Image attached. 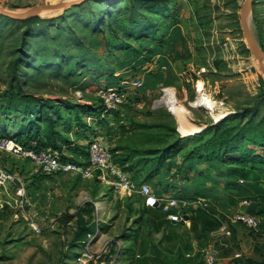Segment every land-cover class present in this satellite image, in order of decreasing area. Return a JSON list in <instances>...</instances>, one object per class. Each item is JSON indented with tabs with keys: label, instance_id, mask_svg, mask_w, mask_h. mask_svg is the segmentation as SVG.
I'll list each match as a JSON object with an SVG mask.
<instances>
[{
	"label": "rangeland",
	"instance_id": "1",
	"mask_svg": "<svg viewBox=\"0 0 264 264\" xmlns=\"http://www.w3.org/2000/svg\"><path fill=\"white\" fill-rule=\"evenodd\" d=\"M60 1L71 0H0V4L9 10L24 11L36 4ZM156 1L143 2L141 6L144 16L151 17L153 22L142 19L133 25L132 32L138 31L140 27L152 29L141 39L125 31L130 27L127 17L132 14L129 0H88L68 9L42 10L39 16L47 20L32 23L33 31L28 34L25 33L27 23L0 14V135H17L22 131L28 133L27 126L33 120H38L43 126L40 114L46 110H56L51 105L45 107L44 103L54 99L60 102L62 115L70 118L61 124V131L66 138L61 140L63 149L70 155H75L74 149L82 148L89 152L94 136L102 137L109 150L115 146L137 147L146 144V136L156 137L166 133L167 138L171 139L174 133L167 129L166 125H169L176 127L178 135L183 138L175 148L180 149L177 159L181 161V155L193 145L197 136L183 135L178 128L180 122L175 111L164 102L169 87H173L177 104L188 113L191 122L218 123L213 119V110L199 103V95L206 93L216 101L218 108L227 111L223 117L225 119L229 115L224 120L225 124L233 126L239 121L244 123L245 119L253 115L254 126L262 133L264 58L251 50L245 38L240 19L245 0ZM108 6L114 12L112 20L115 32L110 27L111 22H105ZM249 12L250 27L264 48V0H257ZM99 24L103 28H99ZM174 25L181 26L186 42L185 45L179 40L176 42L179 51L186 55L176 60L167 59L164 66L176 75V85L152 89L136 84L138 79L143 80L145 73L160 69L162 55L169 54L167 46H163L160 52L138 68H134L133 64L115 67L118 63L116 57L125 56L121 48L115 47L119 42L129 43L132 45L130 49H138L145 54L153 51L157 44L168 41ZM143 41H149L150 45L143 46ZM104 86H116L127 94V100L123 102L125 104L117 109V113L106 116L90 109L101 103L97 90ZM7 90L33 94L41 101L40 105L29 114L20 105L6 110L1 105L9 103L4 98ZM257 103L258 110L255 111ZM245 110L244 119L233 117ZM237 112L240 113L235 114ZM76 115L80 116V122L74 120ZM101 118L108 120L101 122ZM84 122L87 127L82 128ZM254 139L246 136L243 142L248 141L249 147L264 156V148L254 143ZM235 155L240 153L234 152L230 157ZM0 166L16 172L26 192L22 206L0 207V263L6 260L5 264H45L68 258L71 264H89L88 261L91 259V263L95 257L90 253L87 260H79L78 257L86 253L83 250L80 254L81 246L85 248L96 241L98 248L93 251L101 254V258L112 236L116 238L144 216L140 206L134 205L131 211L129 203L120 200L127 195L116 196L107 186L106 192L102 193L117 200L101 197L103 202H97L100 194L97 193V188L100 190L97 176L77 179V175L45 174L29 159L6 151H0ZM199 166L200 169L204 167ZM175 169L174 165L173 171ZM185 171L186 177L197 175L196 170ZM221 172L227 175L228 170L223 167ZM143 177H146V173ZM176 177L166 176L163 179L174 181ZM218 181L219 188L213 196V204L221 207L227 218H230L227 221L232 230L234 221L231 218L242 209L241 202L253 199L261 192L253 190L247 180L233 181L230 190L222 188L228 181L224 178ZM260 181L264 184V176ZM148 183L153 188H159L161 178L152 176ZM19 186V181L7 182L6 186L0 188V199L8 197V193L13 194ZM176 189L181 190V187ZM195 195L205 198L203 193L195 192ZM35 223L41 228V236L35 239V246H32L34 242L20 241L26 237V233H30ZM97 223H104L108 236L98 241V233H92L91 240L89 236L83 239L84 243L76 240L81 226L97 228ZM242 224L248 233L255 230ZM68 244L74 248L69 252L66 250ZM30 247H35V250L31 252ZM35 257L38 262H33Z\"/></svg>",
	"mask_w": 264,
	"mask_h": 264
},
{
	"label": "trees",
	"instance_id": "2",
	"mask_svg": "<svg viewBox=\"0 0 264 264\" xmlns=\"http://www.w3.org/2000/svg\"><path fill=\"white\" fill-rule=\"evenodd\" d=\"M88 1V0H86ZM84 1V2H86ZM97 1H107L108 0H97ZM132 5V14L127 17L130 21V27L126 28V32L135 36L136 39H141L145 36L150 29L149 27H140L138 31L132 32L133 25H137L138 22L142 19H147L153 22L151 17L144 16L141 6L143 2H149L153 0H129ZM254 1V5L256 4ZM157 3H164L163 0H157ZM79 5V4H78ZM253 5V6H254ZM127 7L125 11L128 9ZM109 10L108 14L105 17V22H111V29L115 32V27L113 25V16L114 12L110 6L107 8ZM2 15V14H1ZM5 16V15H2ZM6 17V16H5ZM8 17V16H7ZM9 18V17H8ZM14 19V18H12ZM27 23L25 33L28 34L33 31L32 23L35 21H44L46 18L40 17L39 15H34L26 19H15ZM102 23H104V18ZM101 23V24H102ZM99 24V28H103ZM170 27V26H169ZM169 40L165 43H160L155 46L153 51H148L143 54V51L138 49H130L132 47L129 43H118L115 47L121 48L124 52V58H118V63L116 68H123L130 64L134 65V68L140 67L142 64L146 63L150 57L154 56L162 50L163 46H167L169 49V54L162 55L161 58V67L156 72H147L144 74L143 83L144 88L155 89L158 86H174L177 84L176 75L167 67H164L167 59H178L186 54H183L179 51L177 47V40L185 45V41L182 35V28L180 25H174L169 34ZM156 37V36H155ZM141 44L145 47L150 45L149 41H143ZM264 97V96H263ZM4 98L9 103H2L1 107L9 110L15 109L19 105L24 107V111L29 114L30 111L36 109L40 105V100L33 94H21L14 93L10 90H7ZM45 107L48 105L54 106L56 110L50 112L49 110L40 114L41 120H43L44 125L41 126L38 123V120H33L29 124L27 132L22 131L17 135H6L15 138L16 140L23 143L26 147H32L34 149H52V150H63V143L61 140H65V136L61 131V124L66 123L70 120L67 115H62L60 109V102L54 99H48L44 103ZM258 104L255 105V111L258 110ZM90 109H93L95 112L102 114L104 110V103L101 99V103L91 106ZM117 110H114L113 113ZM237 112L235 114H239ZM246 110L242 111L237 117L240 120L246 117ZM112 114V113H111ZM229 115L225 117L227 119ZM231 117V118H233ZM102 119V118H101ZM223 119V118H222ZM225 119L218 121L216 124H209L205 129L196 132L192 135H196L195 142L189 147L186 153L181 155V161H178L177 152L179 148H175L182 142L183 138L178 135L176 127L169 126L167 129L174 133L171 139L167 138V134L158 135L156 137L146 136L144 142L146 144H141L137 147H125V146H115L111 150L113 154V160L130 173V175L137 181L149 182L152 179V176H160L161 183L159 186L155 187L154 190L158 193H162L163 190H168L173 188L178 182H181L183 188L181 192H177V197L181 198H195V194H191L192 191L197 193H203L205 196L211 197L214 199V194L216 189L219 188V178H224L225 181H228V184H224L223 189H232V182L236 180L245 181L247 180L248 184L253 187V190L256 192H261L259 196H255L254 200L261 201V204L257 208V216L261 218V223L258 229V232L264 234V184L260 179L264 176L263 170H259L260 167L264 166V156L260 155L248 146V141L243 142V138L248 136L249 138H255L254 143L260 144L264 148V131L262 133L258 131L254 126V118L251 115L249 118L243 121L244 123L236 122L235 125L231 126L225 124ZM74 120L80 122V116L76 115ZM108 118H104L101 122L107 121ZM256 125V124H255ZM87 127V123L84 122L83 127ZM69 128V126L67 127ZM213 130V131H212ZM32 132H36L32 134ZM211 132V133H210ZM254 139V140H255ZM87 150V149H86ZM174 150V151H173ZM73 151V150H72ZM75 155L69 154V158L75 162L81 163L84 160H87L89 157V152L81 149H74ZM234 152H239L240 155L233 156ZM81 153V154H80ZM232 154V155H230ZM230 155V156H229ZM170 157V159H168ZM230 157L231 159H229ZM175 165L176 169L173 171V166ZM199 165L204 167L200 169ZM164 166L166 168H164ZM225 167L228 170L227 175L222 171V168ZM192 169L197 171V175L186 177L185 170ZM12 171V170H10ZM146 177H143V174ZM47 174V173H45ZM176 177L174 181H167L163 178L166 176ZM222 176V177H221ZM77 179L80 178V175L76 176ZM97 182L99 180L97 179ZM99 189L101 188L100 183H98ZM210 186V187H209ZM214 186V188H213ZM100 190L97 188V193ZM212 211L211 209H209ZM132 211V209H131ZM145 211V210H143ZM219 221V220H217ZM82 223V221H81ZM153 222H150V225ZM105 228L103 223H97V228ZM94 226L83 227L81 226L80 232L77 234L76 240H83L88 236V233L95 232L97 229ZM203 258V257H202ZM264 264V261H263Z\"/></svg>",
	"mask_w": 264,
	"mask_h": 264
},
{
	"label": "crops",
	"instance_id": "3",
	"mask_svg": "<svg viewBox=\"0 0 264 264\" xmlns=\"http://www.w3.org/2000/svg\"><path fill=\"white\" fill-rule=\"evenodd\" d=\"M193 123L195 125L204 124V126L210 124L208 121ZM175 186L176 188L181 187V190L183 188L181 182H178ZM176 188L163 190L159 194L163 197L179 198L177 192L180 193L181 190ZM104 190L105 187L101 186L97 202H103V200H100L101 197L102 199L104 197L111 199L109 195L102 193L106 192ZM195 192L192 191L191 194H195ZM196 197H181L180 200L178 199L179 204L171 207L168 211L163 209V202L157 203L155 206H145L143 197L134 192L124 198H119L123 203H129L132 210H134V205H138L145 210H142L144 213L142 219H138L137 224L129 226L116 238L112 236V239L106 244V249L101 258V254L94 253L98 248L96 241L88 247L81 246L80 254L83 250H86L95 257V260L91 263V259L88 261L89 264H205L202 258V249L209 244L214 245L217 243L219 264H230L231 262L263 264L264 234L255 230L248 233L243 228L242 222H233L232 235L222 239V222L230 218H227L221 207L215 206L213 200L208 196H205V198L199 197V199H196ZM114 199L117 200L113 197L110 201ZM252 200L250 199V201ZM210 205L214 206L217 212L210 211ZM241 206V210L246 211L247 205L244 204V201L241 202ZM171 212L180 213L182 219L172 220L169 217ZM151 221L153 223L150 225ZM30 229V233H26V237L21 238L20 241H31L30 244L34 242L32 246H35V241L41 236V231L36 232L32 228ZM104 229L98 226L96 238L98 241L108 236ZM100 230L104 233L99 232ZM78 241L84 243L83 240ZM78 245L80 246V244ZM71 249L74 248H70L68 244L67 252ZM30 250L31 252L34 251L35 247H30ZM236 253H240V255L236 256ZM5 261L2 260L0 264H5ZM34 261L38 262V258L35 257ZM45 264L71 263L68 258L63 260L60 258L53 263Z\"/></svg>",
	"mask_w": 264,
	"mask_h": 264
},
{
	"label": "built area",
	"instance_id": "4",
	"mask_svg": "<svg viewBox=\"0 0 264 264\" xmlns=\"http://www.w3.org/2000/svg\"><path fill=\"white\" fill-rule=\"evenodd\" d=\"M143 83L142 79H138L136 84L139 86ZM97 94L104 103L102 116L111 115L114 110L122 106L126 92L116 86H104L97 90ZM0 151H6L24 159H29L36 167L48 174H66L80 175L82 178H91L97 176L100 184L106 188L110 187L116 196L124 197L131 193L139 194L143 197L145 206H155L157 203L163 202V209L168 211L171 207L177 206L179 200L176 197H163L157 193L148 182L135 180L123 166L113 160V154L108 149L107 143L102 137L94 136L90 143L89 157L81 163L75 162L69 158V154L63 150L52 149H34L26 147L23 143L13 137L0 135ZM21 183V186L13 193H8V197L0 199V207L6 205L22 206L25 202V186L21 182L19 175L10 170H6L0 166V188L6 186L7 182ZM251 201L244 200V204L248 205ZM96 203V201H94ZM172 220L182 219L180 213L171 212L169 216ZM232 221L242 222L255 230L259 229L261 218L257 215L249 214L247 211H239L235 213ZM222 238L232 235L231 225L225 220L222 222ZM34 231L40 232L41 228L35 223L31 227ZM97 231V230H96ZM92 233H97V232ZM92 233H88L90 236ZM91 240V239H90ZM90 253L86 252L78 259H86ZM240 253H236L239 256ZM202 257L205 264H219V253L216 245H207L202 249ZM87 260V259H86Z\"/></svg>",
	"mask_w": 264,
	"mask_h": 264
},
{
	"label": "water",
	"instance_id": "5",
	"mask_svg": "<svg viewBox=\"0 0 264 264\" xmlns=\"http://www.w3.org/2000/svg\"><path fill=\"white\" fill-rule=\"evenodd\" d=\"M86 0H71V1H60L56 3H40L36 4L24 11H13L4 8L0 4V14L14 18V19H26L28 17L34 16V15H39L42 10L45 9H68L70 7H73L75 5L81 4ZM255 0H245L241 12H240V19H241V24L244 30L245 38L247 40V43L251 50L258 56H262L264 58V48L260 45V43L257 41L255 34L253 30L250 27L249 24V11L253 8ZM181 131V130H180ZM183 134V133H182ZM184 135V134H183ZM261 204V201L259 200H252L246 208V211L249 214L252 215H257V208ZM210 209L214 212H217V209L210 205ZM187 216V215H186ZM230 264H241V263H236V262H231Z\"/></svg>",
	"mask_w": 264,
	"mask_h": 264
},
{
	"label": "bare ground",
	"instance_id": "6",
	"mask_svg": "<svg viewBox=\"0 0 264 264\" xmlns=\"http://www.w3.org/2000/svg\"><path fill=\"white\" fill-rule=\"evenodd\" d=\"M201 89L202 87L199 88L200 91ZM165 93H166V97L164 99V102L168 104V106L175 111L176 117L178 118L180 122V129L184 135L194 134L207 127V126H204V124L195 125L193 122L189 120L188 113L185 112V110L177 104V97L175 95L173 87L167 88ZM199 96H200L199 103H201L200 105L206 106L213 110L214 117H215L213 118L214 121L216 122L220 121L224 117V115L227 113V111H225L221 107L218 108V106L216 105V101L212 99L210 95H206L205 93V94H200ZM216 109L217 111H215ZM88 238H90V236Z\"/></svg>",
	"mask_w": 264,
	"mask_h": 264
}]
</instances>
